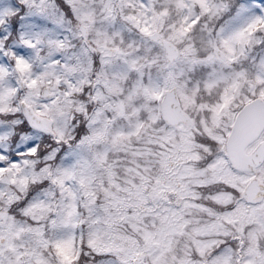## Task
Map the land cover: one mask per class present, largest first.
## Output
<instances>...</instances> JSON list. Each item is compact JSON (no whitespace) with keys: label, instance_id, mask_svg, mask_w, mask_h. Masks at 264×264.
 <instances>
[{"label":"snow or ice","instance_id":"6c2138e0","mask_svg":"<svg viewBox=\"0 0 264 264\" xmlns=\"http://www.w3.org/2000/svg\"><path fill=\"white\" fill-rule=\"evenodd\" d=\"M0 264H264V0H0Z\"/></svg>","mask_w":264,"mask_h":264}]
</instances>
